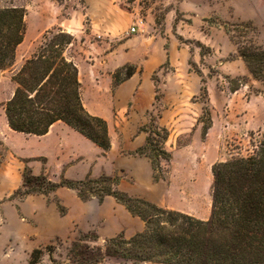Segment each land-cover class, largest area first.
Returning <instances> with one entry per match:
<instances>
[{"label": "rangeland", "instance_id": "374dc122", "mask_svg": "<svg viewBox=\"0 0 264 264\" xmlns=\"http://www.w3.org/2000/svg\"><path fill=\"white\" fill-rule=\"evenodd\" d=\"M98 1L102 4L85 0H0V8L25 9L26 26L13 66L0 76V110L14 91L12 74L37 50L46 31L63 29L62 24L68 21L69 29L81 36L66 55L80 67L82 103L92 115L104 117L113 143L103 154L62 124L57 125L59 131L47 137H34L11 133L0 119V172L5 175L4 184L0 181V205L20 201L27 211H34L46 201L51 216L59 217L67 229L66 236L48 242L30 235L8 243L0 248V264H27L33 249L86 233L95 234L101 245L107 235L137 222L111 197L102 203L95 199L82 202L74 191L65 188L47 197L31 195L30 199L26 196L9 201L21 186L23 160L28 161L34 175L44 174L54 183L61 178L118 176L119 189L132 197H148L170 208H192L201 219H208L212 165L246 156L251 149L250 134L264 128V98L253 95L247 87L229 90L226 77L248 74L240 59L226 61L235 53V46L224 29L249 21L257 29L255 44L264 49V0ZM138 20L142 25L131 33L129 29ZM127 66L135 68L138 82L145 68L152 70L149 79L157 99L145 114L134 107L132 99L137 89H123L125 81L113 86L114 73ZM196 70L205 80L211 118L204 138L202 123L198 122L203 99ZM249 84L259 88L254 81ZM118 101H123L122 105ZM150 114L169 131L165 149L171 153V160L161 162L164 180L157 183L153 182L149 160L131 154L144 144L146 134L138 130L149 122ZM22 215L18 212L20 222H28ZM50 219L47 215L45 223Z\"/></svg>", "mask_w": 264, "mask_h": 264}, {"label": "trees", "instance_id": "16d2710c", "mask_svg": "<svg viewBox=\"0 0 264 264\" xmlns=\"http://www.w3.org/2000/svg\"><path fill=\"white\" fill-rule=\"evenodd\" d=\"M24 17L23 8H0V76L13 66L16 49L23 42ZM224 29L235 46V53L226 61L240 59L248 74L235 79L226 77L230 92L247 87L253 95L264 98V49L255 44L257 29L249 21ZM74 42V36L60 27L46 31L37 50L10 78L14 91L4 104V117L12 132L34 137L45 136L53 124L61 122L105 154L111 147L107 122L85 109L78 68L65 55ZM123 70V78H119ZM196 72L203 99L198 122L202 123L204 138L211 118L205 80ZM134 74L131 66L117 69L113 86ZM249 81L256 82L259 88ZM138 132L146 134L145 141L131 154L149 160L154 183L164 180L161 162L171 160V153L165 149L169 131L150 114L149 122ZM250 139L251 149L246 156L212 165L211 208L206 220L132 197L119 189L118 176L61 178L54 183L44 174L34 175L28 161L23 160L21 186L8 197L9 201L28 195L47 197L65 188L74 191L82 202L95 199L102 203L111 197L144 224V229L130 238L120 232L105 238L101 245L93 233L69 241L55 239L33 249L27 264H264V128L251 133Z\"/></svg>", "mask_w": 264, "mask_h": 264}, {"label": "crops", "instance_id": "0c3cea01", "mask_svg": "<svg viewBox=\"0 0 264 264\" xmlns=\"http://www.w3.org/2000/svg\"><path fill=\"white\" fill-rule=\"evenodd\" d=\"M85 1L88 4H90L91 2L94 4L95 3L96 4H102V1H98V0H85ZM62 28L65 29L66 32L73 35L75 39H79V41H80L81 36H78L77 33H75V31H72L69 29L68 21H66L65 23L62 24ZM65 55H66V52H65ZM66 57H67V55H66ZM67 58L69 60H71L77 66L78 72H79V81H80V74L81 73H80L79 65L77 64L75 59L69 58V57H67ZM22 65L23 64H21L16 69V71H18ZM151 73H152V70L150 68H147V69L145 68L143 71V77H142L141 82H138L135 79V74H134L131 78H129L123 84L124 85L123 89L125 88V89H130L133 91H135L137 89V94L132 100H133L134 107H135L136 111L141 113V114H145L146 112H148L153 107V103L155 101V90H154V87L151 84L150 79H149ZM116 92L118 93V91H116ZM11 96H12V94H11ZM118 103H119V105H122L123 101H118ZM0 119L3 122V124H5V127L7 128V130L10 131L11 133H13L7 127L6 120L4 117L3 107L0 110ZM103 119H104V117H103ZM58 124H62L64 127L71 130L70 128L65 126L63 123L57 122L50 127L48 133L43 137L49 136L52 132H56L57 129L59 131L61 128H59V126H57ZM71 131L74 132L73 130H71ZM74 133H76V132H74ZM110 142H111V140H110ZM111 145L113 146V143H111ZM4 180H5L4 172H0V181L3 184L5 182ZM32 197L33 196L29 195V196H27L26 199H30ZM146 199L152 201L153 203H155L156 205H158L162 208L175 210V211L193 216L197 219H201L199 217V215L197 214V212L194 211L192 208H170V207H166L164 205L161 206L159 201L153 200V199L148 198V197ZM0 212L3 215V225H2V227H0V248L5 247L10 242H14V243L19 242L24 237L26 238L30 235H36V236H38V238L41 241L48 242L54 237H64L67 234L66 225L61 223V220L59 217L56 218V217L51 216L52 211L50 208L47 207L46 201L40 202L39 206L34 211H27V209L25 207H22L20 201L8 202V203H4V204L0 205ZM18 212L23 213L22 217L25 218L26 220H28V222H25V223L20 222L19 217H18ZM47 215H50V217L52 218V219H50V223L49 222L45 223V217ZM129 217L132 220L137 221V222H135L134 226L133 227L124 226L121 230L117 231L116 234L123 232V234L126 238H130V237L134 236L135 234L140 233L144 229V224L141 220H139L138 218L132 217L130 214H129ZM201 220H206V219H201ZM116 234H111V235H107V236L112 237V236H115Z\"/></svg>", "mask_w": 264, "mask_h": 264}, {"label": "built area", "instance_id": "2783aa9c", "mask_svg": "<svg viewBox=\"0 0 264 264\" xmlns=\"http://www.w3.org/2000/svg\"><path fill=\"white\" fill-rule=\"evenodd\" d=\"M142 25V21L141 20H138L136 21V23H134L131 28L129 29V31L131 33H136L138 31V28Z\"/></svg>", "mask_w": 264, "mask_h": 264}]
</instances>
